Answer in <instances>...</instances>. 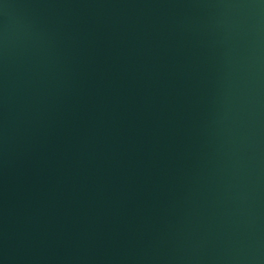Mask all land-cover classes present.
<instances>
[{"label": "water", "instance_id": "water-1", "mask_svg": "<svg viewBox=\"0 0 264 264\" xmlns=\"http://www.w3.org/2000/svg\"><path fill=\"white\" fill-rule=\"evenodd\" d=\"M0 264H264V0H0Z\"/></svg>", "mask_w": 264, "mask_h": 264}]
</instances>
